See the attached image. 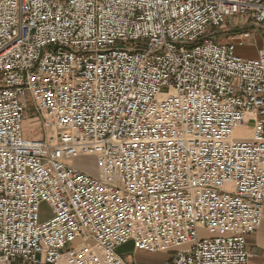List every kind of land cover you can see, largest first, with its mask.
Instances as JSON below:
<instances>
[{
	"label": "built area",
	"instance_id": "built-area-1",
	"mask_svg": "<svg viewBox=\"0 0 264 264\" xmlns=\"http://www.w3.org/2000/svg\"><path fill=\"white\" fill-rule=\"evenodd\" d=\"M246 16L264 38V0H0V264H125L128 243L172 252L163 264H249L264 53L235 56L249 32L208 34ZM30 105L51 142L25 137ZM86 156L100 178L69 165Z\"/></svg>",
	"mask_w": 264,
	"mask_h": 264
},
{
	"label": "rangeland",
	"instance_id": "rangeland-1",
	"mask_svg": "<svg viewBox=\"0 0 264 264\" xmlns=\"http://www.w3.org/2000/svg\"><path fill=\"white\" fill-rule=\"evenodd\" d=\"M246 32L251 34L252 40L248 43L244 42L243 47L238 46L235 51V56L242 59H255L262 51H264V38L261 27L256 25L255 22L248 16L231 18L222 27L210 29L208 34L214 33L213 36L210 37V40H214L218 43H238L237 41H232L233 37L243 35ZM166 92V89L162 90V93ZM38 120H40V118L34 111L33 105H30V109L26 113L23 123L25 137L28 139H45L50 142L54 140V138H56V130L54 128L45 129L42 126V122ZM246 122L248 124L234 132L235 138H245L252 134L254 120H252L251 117H248ZM69 165L77 166L94 177L100 178L101 176V171L99 170L96 161L92 157H82L77 162H71ZM51 217L52 210L50 206L46 203H43L40 206V222H45ZM200 237L207 238L209 235L205 231H200ZM179 250L182 251L185 249L179 248ZM174 256L175 255L172 252L151 254L149 262L151 264H162L165 261L171 260L174 258Z\"/></svg>",
	"mask_w": 264,
	"mask_h": 264
},
{
	"label": "crops",
	"instance_id": "crops-1",
	"mask_svg": "<svg viewBox=\"0 0 264 264\" xmlns=\"http://www.w3.org/2000/svg\"><path fill=\"white\" fill-rule=\"evenodd\" d=\"M221 43L226 44L224 42ZM263 53L264 51H262L256 58ZM247 247L250 253L249 264H264V213L261 226L254 234L248 236ZM118 255L125 264H151L149 262L151 253L137 250L132 243H128L119 248Z\"/></svg>",
	"mask_w": 264,
	"mask_h": 264
},
{
	"label": "bare ground",
	"instance_id": "bare-ground-1",
	"mask_svg": "<svg viewBox=\"0 0 264 264\" xmlns=\"http://www.w3.org/2000/svg\"><path fill=\"white\" fill-rule=\"evenodd\" d=\"M237 130H239V129H237Z\"/></svg>",
	"mask_w": 264,
	"mask_h": 264
}]
</instances>
